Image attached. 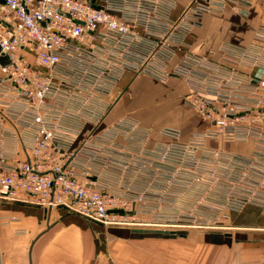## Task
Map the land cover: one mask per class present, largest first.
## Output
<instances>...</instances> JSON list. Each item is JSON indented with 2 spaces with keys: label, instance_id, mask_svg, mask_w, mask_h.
<instances>
[{
  "label": "built area",
  "instance_id": "obj_1",
  "mask_svg": "<svg viewBox=\"0 0 264 264\" xmlns=\"http://www.w3.org/2000/svg\"><path fill=\"white\" fill-rule=\"evenodd\" d=\"M251 5L189 0L175 16L176 0H0V57L9 58L0 62V83L25 100L32 128L30 145L23 143L26 158L0 147V199L63 207L103 224H208L250 204L264 211V70L247 76L238 67L258 62L264 24L253 46L220 47L233 65L213 63L186 42L204 13L229 6L246 12ZM98 41L139 58L138 71L160 79L168 73L151 61L167 62L182 51L171 73L189 82L186 102L210 126L186 141L180 130L164 127L165 142L149 148L150 129L132 116L102 126L106 108L91 113L90 134L74 147L86 122L84 102L108 94L125 68L107 50L95 52ZM22 50H31L33 61ZM81 86L85 99L78 96ZM120 136L139 156L117 143ZM228 137L251 141L253 151L208 145Z\"/></svg>",
  "mask_w": 264,
  "mask_h": 264
},
{
  "label": "crops",
  "instance_id": "obj_2",
  "mask_svg": "<svg viewBox=\"0 0 264 264\" xmlns=\"http://www.w3.org/2000/svg\"><path fill=\"white\" fill-rule=\"evenodd\" d=\"M176 1L175 16L189 0ZM251 3L246 12L229 6L220 14L204 13L201 24L186 37L190 50L213 63L232 64L233 60L225 58L220 47L225 43L253 46L255 31L264 24V0ZM94 50L99 55L107 50L118 56L125 68L108 94L93 95L92 100L84 102L80 112L86 122L73 142L74 147L80 146L90 134L91 113L106 108L102 126L132 116L150 129L149 148L165 142L161 132L164 127L180 130L182 140L186 141L194 132L210 126L186 102V94L191 91L189 82L171 73L182 51L167 62L151 61L168 73L160 79L138 71L142 64L139 58L119 53L107 46L106 41H98ZM22 52L33 61L31 50ZM96 62L88 67L95 68ZM238 67L247 76L263 73L264 47L258 62L246 60ZM62 81L70 83L69 76L63 75ZM81 87L78 96L85 99L87 89ZM30 121L25 100L9 83H0V147L9 149L17 158H26L23 143L29 146L31 142ZM93 141L99 142L98 137ZM117 143L139 156L138 148L123 136L117 138ZM234 144L247 147L241 153L250 154L254 149L251 141ZM228 215L220 230L165 234L139 232L129 226H104L63 207L46 209L37 204L0 199V264H264V211L250 204L229 211Z\"/></svg>",
  "mask_w": 264,
  "mask_h": 264
},
{
  "label": "rangeland",
  "instance_id": "obj_3",
  "mask_svg": "<svg viewBox=\"0 0 264 264\" xmlns=\"http://www.w3.org/2000/svg\"><path fill=\"white\" fill-rule=\"evenodd\" d=\"M208 143L212 146L221 147L225 149H230L233 151H240L244 152L246 150V146H239L235 145L232 141L231 137L228 138H220L218 140L209 139ZM230 183V182H229ZM210 197H214L213 194H210ZM219 217V218H218ZM229 218L228 213H224L223 215L220 214V216H215L214 220L208 224H140V223H133V222H126V223H110V224H103L99 223L104 226H110V225H119V226H129L133 228H141V229H149V230H170L174 231L173 234H179L183 232H202V231H210V230H220L224 228V225L222 222H225ZM151 233H157L156 231H153Z\"/></svg>",
  "mask_w": 264,
  "mask_h": 264
},
{
  "label": "water",
  "instance_id": "obj_4",
  "mask_svg": "<svg viewBox=\"0 0 264 264\" xmlns=\"http://www.w3.org/2000/svg\"><path fill=\"white\" fill-rule=\"evenodd\" d=\"M0 62L2 64L8 63L9 62L8 56L7 55L1 56L0 57ZM136 231H139V232H153V231H156V232H162V233H165V234L174 233V231H170V230H149V229H141V228L136 229Z\"/></svg>",
  "mask_w": 264,
  "mask_h": 264
}]
</instances>
